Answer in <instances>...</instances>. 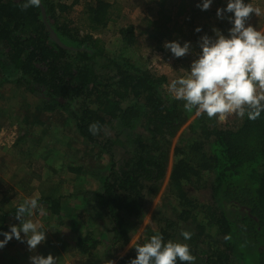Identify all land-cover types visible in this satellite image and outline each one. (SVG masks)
<instances>
[{
	"label": "trees",
	"instance_id": "1",
	"mask_svg": "<svg viewBox=\"0 0 264 264\" xmlns=\"http://www.w3.org/2000/svg\"><path fill=\"white\" fill-rule=\"evenodd\" d=\"M168 1L151 0L158 4V14L165 15L164 21L173 17L174 8L168 7ZM23 3L0 0V94L1 86L12 84L38 98L36 106L29 105L33 112L63 117L65 125L73 126L89 147L100 145L105 127L112 122L126 131L141 128L145 132L134 139V152L121 169L111 162L108 174L100 177L99 189L75 187L65 197L67 202L80 198L85 211L96 210L111 224L99 236L87 232L76 238L72 248L85 259L83 264H100L94 258L103 243V257L110 260L130 244L131 221L143 220L145 200L160 192L167 176V193L181 209L178 219L195 226L194 242L207 244L202 253L190 247L202 264H234L235 260L264 264V113L256 120L244 117L235 127H222L219 120L197 115L195 109L186 111L182 101L166 93L167 76L138 66L129 56L124 55L123 63H113L114 74L108 73L107 66L99 67L105 60L109 63L100 35L120 15L114 3H87L84 29L69 19L70 6L65 3L42 0L39 8L27 10ZM156 23L149 21L148 32L160 39L161 27ZM216 26L191 27L197 35L194 39L215 37L213 29H224L222 24ZM136 31L134 25L120 29L124 48L136 46ZM190 120L189 129L195 137L175 147L170 168L172 139ZM93 123L100 128L96 135L89 131ZM68 170L82 172L72 162ZM207 178L212 203L201 204L189 194L187 185L202 189ZM37 200L48 212L44 220L62 215L64 195L58 188ZM18 206H0V232L10 230L9 219L15 217ZM74 216L82 225L72 228H83L88 218ZM163 236L167 242L165 232ZM136 255L134 247L118 263L129 264Z\"/></svg>",
	"mask_w": 264,
	"mask_h": 264
},
{
	"label": "rangeland",
	"instance_id": "2",
	"mask_svg": "<svg viewBox=\"0 0 264 264\" xmlns=\"http://www.w3.org/2000/svg\"><path fill=\"white\" fill-rule=\"evenodd\" d=\"M57 1L70 6L69 19L74 21V24L80 29H84L85 5L95 0ZM106 1L114 3L120 15L100 35L109 53V58H107L109 63L105 60L98 65L99 67L101 65L104 68L107 66L108 73L114 74L116 70L113 63H123V57L126 55L138 66H146L154 74L167 76L168 84L172 79L188 75L186 70H190L192 62L197 58L200 40L204 36H198L199 39H194L197 35L189 26L188 14H186L188 10L183 11L185 15L182 14V17L176 21L177 24L167 21L170 23L171 37L168 35L169 32L161 28L159 29V36L157 35L161 38L156 39L148 36L150 33L147 31L149 21H156L158 17L163 21L166 20V17H163L165 15L158 14L159 10L156 8L158 4H152L151 0ZM183 1L169 0L167 5L169 8L178 10V7L183 5ZM200 1L188 0V3L194 2L196 6ZM215 1L219 0H214L212 9L202 14V21L204 20L202 25L208 23L214 28L215 25L222 24L224 29L221 31L227 36L231 26H226V21H220V18L217 17V10H214L217 5L214 4ZM259 1L264 3V0ZM259 17L263 18L261 15ZM259 17L254 20L250 19L248 22L255 28L258 25L262 28L263 24ZM131 25H134L137 30V44L135 47L127 49L124 48L120 29ZM211 38L214 39L215 37L212 36ZM170 41H179L181 44L191 42V52L181 58L174 57L170 50L165 51L164 48V44ZM181 69L184 71H180ZM168 84L165 86V90L166 93L170 94ZM37 104L38 98L25 94L21 88L17 89L12 84L1 86L0 206L9 209L11 206L20 205L27 198L39 199L44 193L48 194L56 187L59 193L64 195L62 215H54L47 221L44 220L45 215L40 214L39 208L34 210L33 215L29 218L36 222L42 230L48 231L45 242L40 244L37 249L30 250L26 242L13 238L3 249H0V264H31V256H46L49 251H52L50 254L57 258L59 264H83L85 259L78 254L76 249L72 248L76 238L87 232L99 236L102 232H107L111 228V224L103 214L96 210L85 211L80 198L77 197L73 202L69 200L67 202L65 197L69 193H73L75 187H83L85 191L99 189L100 177L108 174L111 162L114 161L117 168L121 169L125 161L134 152V139L138 136H145V132H141V128L131 132L126 131L117 122H112L105 127L100 145L89 147L74 131L73 126L65 125L66 122L63 117L33 112L30 106L34 107ZM240 119L233 113L229 114L226 119L219 120V124L222 127H235L241 121ZM191 122L190 120L188 124L182 127L177 136L172 139L170 168L174 159L175 147L181 141L188 142L195 137V134L189 129ZM102 146H104L103 149ZM71 162L74 167L82 169V172H70L68 167ZM168 181L167 176L160 192L155 197L145 200L143 220L140 222L131 221L133 229L130 244L120 251L113 260L103 257L106 246L105 243L101 244L96 251L97 259L94 258L95 262L119 264L120 258L157 232L162 235L165 232L168 241L187 243L189 247L196 248V253H202L206 250L207 244L203 245L201 241L194 242L195 226L191 222H183L178 219L181 209L167 193ZM204 185L202 189H196L188 184L187 191L199 203L211 204L210 179L207 178ZM80 214L82 218L87 217L88 219L86 223H83V228L74 230L72 226L77 224L79 227L82 225L80 219L78 220L74 216ZM19 224L20 221L16 217L9 219L10 226H19ZM182 231L190 232L192 234L191 239L184 240L181 235ZM0 239H4V237H0ZM195 264H202V260L196 258ZM234 264L240 263L235 260Z\"/></svg>",
	"mask_w": 264,
	"mask_h": 264
},
{
	"label": "clouds",
	"instance_id": "3",
	"mask_svg": "<svg viewBox=\"0 0 264 264\" xmlns=\"http://www.w3.org/2000/svg\"><path fill=\"white\" fill-rule=\"evenodd\" d=\"M213 2L202 0L197 7L207 11ZM41 4L42 0H24L22 7L27 10L39 8ZM261 11L252 0H227L226 7L217 9V17L226 18L231 25L228 35L213 29L214 39L208 35L201 37V51L190 70H186L188 75L172 79L167 86L171 97L182 101L186 111L195 109L197 115L206 114L209 119L220 121L233 113L249 120H256L264 113V32L248 23L252 14L260 16ZM164 48L174 57L181 58L191 52L192 45L191 42L170 41L164 44ZM89 131L96 135L100 131L99 125L91 124ZM38 208L40 214L45 215L36 198H27L18 206L15 217L20 224L10 226V231L0 232L4 237L0 239V249L13 238L26 242L30 250L45 242L48 231L29 218ZM181 235L184 240H190L192 236L188 231H182ZM135 249L137 255L129 264H195L196 260L187 243L165 242L159 232ZM30 262L59 264L51 254L47 257L31 256Z\"/></svg>",
	"mask_w": 264,
	"mask_h": 264
},
{
	"label": "crops",
	"instance_id": "4",
	"mask_svg": "<svg viewBox=\"0 0 264 264\" xmlns=\"http://www.w3.org/2000/svg\"><path fill=\"white\" fill-rule=\"evenodd\" d=\"M202 0L199 2L201 3ZM246 2H248V0H246ZM198 3V4H199ZM252 3L254 4V6L256 7H260L261 8V16H263V18L259 17V16H256L255 14H252L251 16V20H254V19H257L259 17V20L260 22L263 24L262 25V28L260 27V25H258V27H256L257 30H261L262 32H264V3H260L259 0H252ZM214 4H217L216 7H214V10H217L219 8H224L226 7V4H227V0H219V1H215ZM212 9V7H210L207 11H210ZM172 10V23L174 24H177V20L180 19L182 17V14L185 15V13L183 12L184 10H188V12L186 14H188V22H189V26L190 27H201L203 26L202 25V14L206 13V11H202L199 7H197V5L195 6V3L194 2H191V3H188V0H184L183 1V5L182 6H179L178 7V10H176V8L174 9H171ZM176 10V12H174ZM230 15V14H228ZM222 19H220L221 21ZM223 21H226V26H231L227 19H223ZM154 22V21H153ZM155 22H158L156 24H158V26H160L161 28L165 29V31L169 32V37H171V33L172 31L170 30V23H167V21H163V20H156ZM170 22V21H169ZM249 23V22H248ZM251 24V23H250ZM204 25H211V24H208V23H205ZM216 26V25H215ZM185 28V27H184ZM216 28H218V26H216ZM221 30V27H219ZM148 32V31H147ZM150 33V32H149ZM152 34H148V36H151ZM191 35V34H190ZM162 50V49H161ZM167 51V49L165 50ZM168 78V77H167ZM169 82V81H168Z\"/></svg>",
	"mask_w": 264,
	"mask_h": 264
},
{
	"label": "water",
	"instance_id": "5",
	"mask_svg": "<svg viewBox=\"0 0 264 264\" xmlns=\"http://www.w3.org/2000/svg\"><path fill=\"white\" fill-rule=\"evenodd\" d=\"M44 19H45V21H46V16H44ZM52 35H53V37H54V39H56V41H58L59 42V40H58V38H57V36L52 32Z\"/></svg>",
	"mask_w": 264,
	"mask_h": 264
}]
</instances>
